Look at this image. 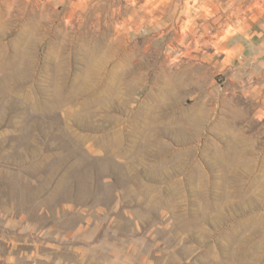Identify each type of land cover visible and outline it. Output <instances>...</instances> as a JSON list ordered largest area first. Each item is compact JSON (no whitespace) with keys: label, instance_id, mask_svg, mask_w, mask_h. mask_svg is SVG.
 <instances>
[{"label":"rangeland","instance_id":"obj_1","mask_svg":"<svg viewBox=\"0 0 264 264\" xmlns=\"http://www.w3.org/2000/svg\"><path fill=\"white\" fill-rule=\"evenodd\" d=\"M237 1L0 0V264H264Z\"/></svg>","mask_w":264,"mask_h":264},{"label":"crops","instance_id":"obj_2","mask_svg":"<svg viewBox=\"0 0 264 264\" xmlns=\"http://www.w3.org/2000/svg\"><path fill=\"white\" fill-rule=\"evenodd\" d=\"M243 1H237L239 15L231 24L236 28L231 35L235 43L233 50L245 52L251 62L248 69L254 76H261L262 88L253 91H261L264 98V0Z\"/></svg>","mask_w":264,"mask_h":264},{"label":"bare ground","instance_id":"obj_3","mask_svg":"<svg viewBox=\"0 0 264 264\" xmlns=\"http://www.w3.org/2000/svg\"><path fill=\"white\" fill-rule=\"evenodd\" d=\"M108 33V32H107ZM100 38V37H99ZM113 39V38H112ZM103 40V39H102ZM102 42V41H101ZM106 42V41H105ZM107 59V58H106ZM113 63V62H112ZM141 65V64H140ZM135 66V65H134ZM116 67V66H115ZM113 69V68H112ZM100 71V70H99ZM136 71V70H135ZM107 74V73H106ZM114 74V73H113ZM120 74V73H119ZM137 74V73H136ZM104 75V74H103ZM129 76V75H128ZM109 81V80H108ZM110 82V81H109ZM162 82V81H161ZM120 142V141H119ZM121 144V143H120Z\"/></svg>","mask_w":264,"mask_h":264}]
</instances>
